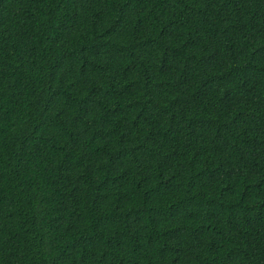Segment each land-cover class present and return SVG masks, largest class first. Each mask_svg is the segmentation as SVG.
<instances>
[{
  "label": "trees",
  "instance_id": "1",
  "mask_svg": "<svg viewBox=\"0 0 264 264\" xmlns=\"http://www.w3.org/2000/svg\"><path fill=\"white\" fill-rule=\"evenodd\" d=\"M0 264H264V0H0Z\"/></svg>",
  "mask_w": 264,
  "mask_h": 264
}]
</instances>
